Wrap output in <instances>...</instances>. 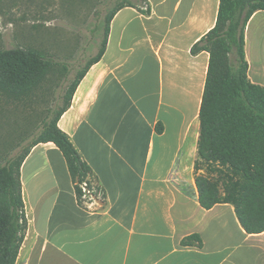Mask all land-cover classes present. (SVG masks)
I'll use <instances>...</instances> for the list:
<instances>
[{"label": "crops", "instance_id": "0c3cea01", "mask_svg": "<svg viewBox=\"0 0 264 264\" xmlns=\"http://www.w3.org/2000/svg\"><path fill=\"white\" fill-rule=\"evenodd\" d=\"M147 1L149 13L115 14L104 54L58 121L104 199L81 206L62 151L33 146L21 166L29 227L16 264H264V232L247 233L231 203L202 207L187 159L209 63L191 48L215 25L219 0ZM246 58L264 86V10L246 26ZM178 165L190 181L171 177ZM192 234L201 242L182 245Z\"/></svg>", "mask_w": 264, "mask_h": 264}, {"label": "trees", "instance_id": "16d2710c", "mask_svg": "<svg viewBox=\"0 0 264 264\" xmlns=\"http://www.w3.org/2000/svg\"><path fill=\"white\" fill-rule=\"evenodd\" d=\"M127 5L145 7L144 12H150L147 0H121L106 14L95 29L103 33L98 52L69 83L62 105L44 120L38 135L22 153L0 164V264H16L26 237L29 223L21 166L36 144L53 142L62 151L81 206L88 209L91 203L104 199L90 165L58 121L70 107L88 69L104 54L113 17ZM258 10H264V0H219L215 25L191 48L192 54L209 53L194 161L198 200L206 209L231 203L250 234L264 232V86L249 78L246 58V26ZM58 64L69 69L34 48H0V91L19 99ZM157 131H163L162 123L157 124ZM195 239L201 242L198 234H192L182 240V245Z\"/></svg>", "mask_w": 264, "mask_h": 264}, {"label": "rangeland", "instance_id": "374dc122", "mask_svg": "<svg viewBox=\"0 0 264 264\" xmlns=\"http://www.w3.org/2000/svg\"><path fill=\"white\" fill-rule=\"evenodd\" d=\"M121 0H0V48H34L60 63L47 77L21 98L0 91V164L18 155L38 135L45 119L62 105L64 93L99 49L106 14ZM195 140L187 159L195 161ZM195 155V156H194ZM177 178L185 173L178 165ZM189 172V173H188Z\"/></svg>", "mask_w": 264, "mask_h": 264}, {"label": "built area", "instance_id": "2783aa9c", "mask_svg": "<svg viewBox=\"0 0 264 264\" xmlns=\"http://www.w3.org/2000/svg\"><path fill=\"white\" fill-rule=\"evenodd\" d=\"M177 170H178V167H174V169L172 170V172H171V177H173V179H176L177 177L175 176L178 172H177ZM84 191H89L88 189H86V188H84ZM93 203H91L90 204V206L92 205Z\"/></svg>", "mask_w": 264, "mask_h": 264}, {"label": "flooded vegetation", "instance_id": "af4514ba", "mask_svg": "<svg viewBox=\"0 0 264 264\" xmlns=\"http://www.w3.org/2000/svg\"><path fill=\"white\" fill-rule=\"evenodd\" d=\"M79 70H80V69H79ZM79 70H78V71H79ZM78 71H77V73H78ZM77 73H76V75H77ZM75 77H76V76H75ZM75 77H74V78H75ZM74 78H73V79H74ZM73 79H72V80H73ZM65 92H66V91H65Z\"/></svg>", "mask_w": 264, "mask_h": 264}]
</instances>
